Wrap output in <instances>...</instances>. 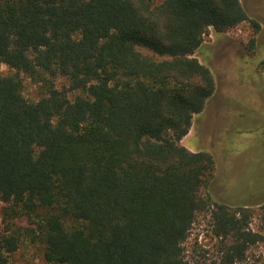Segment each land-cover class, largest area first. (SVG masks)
Returning a JSON list of instances; mask_svg holds the SVG:
<instances>
[{
  "label": "trees",
  "instance_id": "1",
  "mask_svg": "<svg viewBox=\"0 0 264 264\" xmlns=\"http://www.w3.org/2000/svg\"><path fill=\"white\" fill-rule=\"evenodd\" d=\"M240 26L254 55L261 25L240 0H0V203L14 221L0 264L26 243L34 264H191L184 244L207 215L211 264H246L264 198L214 200V157L180 144L216 90L194 55Z\"/></svg>",
  "mask_w": 264,
  "mask_h": 264
},
{
  "label": "rangeland",
  "instance_id": "2",
  "mask_svg": "<svg viewBox=\"0 0 264 264\" xmlns=\"http://www.w3.org/2000/svg\"><path fill=\"white\" fill-rule=\"evenodd\" d=\"M249 16L259 20L256 34L259 50L247 55L252 31L243 26L228 33L208 32L194 55L213 73L216 90L208 99L201 117H194L189 133L180 144L190 151H206L215 159L210 182L212 198L230 205H251L264 198V0H240ZM2 65L0 73L8 75ZM24 96L37 99V91L25 80ZM251 226L262 227L259 216ZM209 216L200 217L184 244L191 264H211L218 243L211 235ZM14 221L4 214L0 203V234ZM19 223L27 226L25 218ZM35 244L21 246L11 257L13 264L43 263ZM246 264H264V240L251 247Z\"/></svg>",
  "mask_w": 264,
  "mask_h": 264
},
{
  "label": "flooded vegetation",
  "instance_id": "3",
  "mask_svg": "<svg viewBox=\"0 0 264 264\" xmlns=\"http://www.w3.org/2000/svg\"><path fill=\"white\" fill-rule=\"evenodd\" d=\"M261 25V24H260ZM260 31H261V28H260ZM259 31V32H260ZM257 43V42H256ZM255 43V45H256V48H257V50H259V47H258V45ZM202 114V113H201ZM201 114L199 115V117H201Z\"/></svg>",
  "mask_w": 264,
  "mask_h": 264
}]
</instances>
